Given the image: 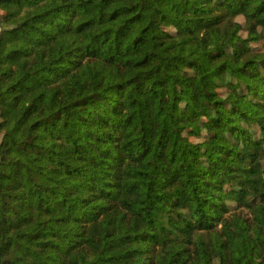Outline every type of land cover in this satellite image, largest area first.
Masks as SVG:
<instances>
[{
  "label": "trees",
  "instance_id": "obj_1",
  "mask_svg": "<svg viewBox=\"0 0 264 264\" xmlns=\"http://www.w3.org/2000/svg\"><path fill=\"white\" fill-rule=\"evenodd\" d=\"M0 264H264V0H0Z\"/></svg>",
  "mask_w": 264,
  "mask_h": 264
}]
</instances>
